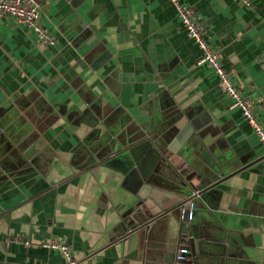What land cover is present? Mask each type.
<instances>
[{
  "label": "crops",
  "instance_id": "1",
  "mask_svg": "<svg viewBox=\"0 0 264 264\" xmlns=\"http://www.w3.org/2000/svg\"><path fill=\"white\" fill-rule=\"evenodd\" d=\"M248 1L183 0L264 126ZM37 2L54 45L0 17V264H264V146L175 5Z\"/></svg>",
  "mask_w": 264,
  "mask_h": 264
},
{
  "label": "built area",
  "instance_id": "2",
  "mask_svg": "<svg viewBox=\"0 0 264 264\" xmlns=\"http://www.w3.org/2000/svg\"><path fill=\"white\" fill-rule=\"evenodd\" d=\"M170 1L175 5L189 36L199 44L202 50L198 63L209 65L216 71L220 78L221 90L231 99V107L241 110L244 118L264 146V126L256 115L253 101L244 96L241 89L232 81L230 72L222 64L220 52L210 44L206 28L199 21L194 8L183 2V0ZM242 1L247 5L250 4L248 0ZM0 17L14 18L17 23L29 27L37 33L44 45L55 44V39L48 34L41 24V7L37 0H0ZM25 243L29 244L28 241H25ZM43 247L59 250L63 254L66 264H82L71 246L65 242L47 241L43 243Z\"/></svg>",
  "mask_w": 264,
  "mask_h": 264
},
{
  "label": "water",
  "instance_id": "3",
  "mask_svg": "<svg viewBox=\"0 0 264 264\" xmlns=\"http://www.w3.org/2000/svg\"><path fill=\"white\" fill-rule=\"evenodd\" d=\"M188 128H189V124H187V125H185V127L183 128V130L185 131V130H188ZM172 145V144H171ZM172 149V147H170V150ZM173 150V149H172ZM173 152L174 153H176V151H174L173 150ZM177 156H174L173 158H171L170 159V161L172 162V163H174V164H176V162H177ZM184 165V162L183 161H179V163H177V166L180 168V167H182ZM182 173H184V171H182ZM192 202H190L189 203V201H184V202H181V203H179L177 206H176V208L174 209V210H177L176 212L177 213H179V221H180V218H181V220L182 221H184V220H188V218H189V211H190V209H191V207H192ZM187 211V212H186ZM175 212V213H176ZM191 212V211H190ZM192 214V213H191ZM191 214H190V217H191ZM182 217L184 218V219H182Z\"/></svg>",
  "mask_w": 264,
  "mask_h": 264
}]
</instances>
